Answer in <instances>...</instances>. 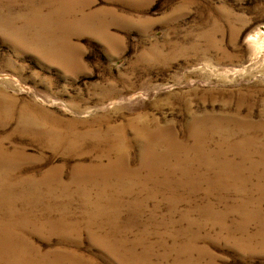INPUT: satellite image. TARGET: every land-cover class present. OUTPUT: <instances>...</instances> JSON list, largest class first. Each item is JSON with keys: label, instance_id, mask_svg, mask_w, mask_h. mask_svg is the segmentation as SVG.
<instances>
[{"label": "rangeland", "instance_id": "374dc122", "mask_svg": "<svg viewBox=\"0 0 264 264\" xmlns=\"http://www.w3.org/2000/svg\"><path fill=\"white\" fill-rule=\"evenodd\" d=\"M0 169V264H264V0H0Z\"/></svg>", "mask_w": 264, "mask_h": 264}, {"label": "bare ground", "instance_id": "6f19581e", "mask_svg": "<svg viewBox=\"0 0 264 264\" xmlns=\"http://www.w3.org/2000/svg\"><path fill=\"white\" fill-rule=\"evenodd\" d=\"M108 143V142H107ZM112 144V143H111ZM108 145V144H107ZM113 146H115V145H113ZM116 147V146H115ZM114 147V148H115ZM107 148H108V146H107ZM113 148V147H112ZM95 149V148H94ZM97 149V148H96ZM106 149V148H105ZM110 149V148H109ZM115 150V149H114ZM119 150H121V149H116V151H119ZM105 152H106V150H104ZM110 151V150H109ZM104 152V153H105ZM113 152V151H112ZM111 152V153H112ZM106 153H108V152H106ZM111 154H108L106 157H109ZM110 158V157H109ZM3 162V161H2ZM8 162H9V160H8ZM110 164H109V166H103V165H100V166H95V167H92V165H89V166H87V165H81V166H78V167H82L83 169H85V170H89L90 172H92V171H95L96 172V174L97 173H100V172H104L106 169H108L109 168V171H110V169H112L113 168V170H114V168H116L117 167V164H118V162L115 160V161H110L109 162ZM125 163V162H124ZM10 164V163H9ZM18 164V163H17ZM122 165V164H121ZM125 166V165H124ZM119 167V166H118ZM3 169V168H2ZM5 169V168H4ZM1 170V169H0ZM1 171H3V170H1ZM54 171V170H53ZM56 172V171H55ZM81 173V172H80ZM2 174H4V172L3 173H1L0 174V177L2 176ZM10 174V173H9ZM12 174V173H11ZM15 174V173H14ZM83 174V173H82ZM88 174V173H87ZM80 175V174H79ZM84 175V174H83ZM49 176H51V175H49ZM5 177V176H4ZM9 177V176H8ZM54 177H55V175H54ZM58 178H61V177H58ZM76 178V177H75ZM54 179V178H53ZM77 179V178H76ZM6 181H7V179H5ZM22 180V179H21ZM20 180V181H21ZM43 180V179H42ZM48 180H49V178H48ZM57 180V179H56ZM62 180V179H61ZM51 181V180H50ZM58 181V180H57ZM23 182V181H22ZM25 182V181H24ZM63 182V181H62ZM3 183H4V180H3ZM7 183V182H6ZM11 183V182H10ZM18 183V182H17ZM27 183V182H26ZM37 183V182H36ZM39 183V182H38ZM42 183V182H41ZM13 184H15V183H13ZM18 185V184H17ZM52 185V184H51ZM2 186V185H1ZM5 186V185H4ZM37 186V185H36ZM59 186V185H58ZM8 187V186H7ZM27 187V186H26ZM45 187H46V185H45ZM10 188V187H9ZM8 188V189H9ZM33 188V187H32ZM61 188V187H60ZM14 189V188H13ZM36 189V188H35ZM54 189V188H53ZM10 190H11V188H10ZM13 191V190H12ZM51 191V190H50ZM5 192V191H4ZM28 193H29V191H28ZM9 195V194H8ZM7 195V196H8ZM14 195H13V193H12V197H13ZM23 196V195H22ZM5 198V197H4ZM8 198H9V196H8ZM19 198H21V197H19ZM6 199V198H5ZM21 200V199H20ZM9 201H11L10 199H9ZM12 201H13V199H12ZM12 201L10 202V203H12ZM9 203V202H8ZM31 203V202H30ZM7 207V206H6ZM0 208H1V205H0ZM25 210V209H24ZM11 212V211H10ZM14 213V212H13ZM21 213V212H20ZM14 214H16V213H14ZM11 215V214H10ZM13 216H15V215H13ZM20 216V215H19ZM21 217V216H20ZM11 218H13V217H11ZM24 216H23V220H24ZM19 219H21V218H19ZM5 222H6V220H4ZM3 220L1 221V223H0V225L1 226H5V222H4ZM2 222H4V223H2ZM8 222V221H7ZM10 222H11V220H10ZM9 223V222H8ZM7 225V224H6ZM0 246H2V243L0 242ZM10 252V250H4V252ZM7 254H9V253H7ZM12 254V253H11ZM2 256V255H1ZM10 256V255H9ZM11 257V256H10ZM15 257V256H14ZM3 258V257H2ZM4 259V258H3ZM9 261V260H8Z\"/></svg>", "mask_w": 264, "mask_h": 264}]
</instances>
